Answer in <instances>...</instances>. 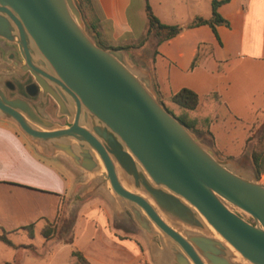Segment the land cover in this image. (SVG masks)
Wrapping results in <instances>:
<instances>
[{"label":"water","instance_id":"water-1","mask_svg":"<svg viewBox=\"0 0 264 264\" xmlns=\"http://www.w3.org/2000/svg\"><path fill=\"white\" fill-rule=\"evenodd\" d=\"M0 38L23 58L0 72H29L64 121L3 87L0 120L83 175L73 197L128 211L154 264H264V181L171 114L127 49L97 45L75 0H0Z\"/></svg>","mask_w":264,"mask_h":264},{"label":"rangeland","instance_id":"rangeland-1","mask_svg":"<svg viewBox=\"0 0 264 264\" xmlns=\"http://www.w3.org/2000/svg\"><path fill=\"white\" fill-rule=\"evenodd\" d=\"M148 2L154 14L162 21L184 26L190 22L193 16L198 14L209 16L211 12L210 0H148ZM126 16L131 27L130 30L127 28L116 29L109 20L105 18L100 20L98 28L104 45L137 44L144 36L147 28L144 0H131ZM219 34L223 36V31H220ZM197 39L212 43L214 37L211 28L208 26L197 29L183 27L177 36L158 45L156 44V38L150 36L143 46L133 47L130 49L131 53L128 52L135 62L151 71L153 83L155 82L158 86L164 106L175 115L179 114L182 108L170 101V94L179 90L183 84L186 86V83L200 82L202 78L198 76L204 77L208 73L210 83L214 86V89H209L207 95L203 94L204 90H199V105L195 109L189 110L188 114L196 119L195 127L203 133L206 117L209 114L214 116L216 113L213 132L217 134V139L220 142H226L232 137H238L237 135L242 132L244 127L248 125L250 127L252 120H248L245 115L240 117L237 116V113H229L224 105L219 106V103L216 102L217 95H224L226 86L225 82H221L222 79H219V77L222 76L225 81L227 79L225 74L228 78L237 76L235 71L227 73V63L220 61L213 64V61L209 60L202 64L205 58V56H202L196 64L199 68L195 73H192L191 69L196 66L191 67L190 64L194 56ZM154 49L157 50L156 53H154ZM214 50L217 58H222L226 54L217 46L214 47ZM233 62L235 61L233 60ZM245 82L249 84L247 75L242 77L243 85ZM226 89L232 93L239 92L238 86L233 88L228 84ZM246 90L249 91V89ZM261 102L262 96L257 94L256 98H251L249 105V108H251V105H254L256 109L258 108L257 118L259 119L257 122L264 120V105ZM200 137L207 142L205 136ZM251 145L252 142L247 143L241 157L238 158L244 160L245 164L250 166L252 164L248 156ZM213 148L218 155L224 157L222 152H218L216 145ZM231 149L233 151L234 147H231ZM63 159L69 164L66 158ZM75 173L78 179L83 178L80 172ZM259 181H263V175H261ZM47 222L55 223L58 231L52 238L45 240L40 231ZM99 225H103V230ZM32 230V237L29 236L27 230L10 233L9 237L14 243L32 244L33 249L22 247L14 249L0 241V264H5L4 261L11 262L16 255L19 257L18 264H74V258L70 253L72 249L76 248L89 253L91 249L96 247L94 245L107 244L110 239L112 240L109 246L111 250L108 251L110 253L116 251L118 255H115V257L104 256V260H108L109 264H154L150 259L147 239L134 223L130 213L125 211L121 216H114L108 203L98 194L84 202H80L74 196L65 203L61 216L57 220H40L33 225ZM71 234L74 236L73 242L66 243L65 240Z\"/></svg>","mask_w":264,"mask_h":264},{"label":"crops","instance_id":"crops-1","mask_svg":"<svg viewBox=\"0 0 264 264\" xmlns=\"http://www.w3.org/2000/svg\"><path fill=\"white\" fill-rule=\"evenodd\" d=\"M97 2L103 13L102 18L109 20L116 29H131L126 16L131 0H97ZM218 11L229 21V26H216L221 43L211 30L214 41L211 43L197 39L194 55L200 43H210L213 48L212 53L203 54L205 58L202 64L209 60L213 61V64L222 61L227 63V73L235 71L237 74L233 78H228L225 74L227 77L225 81L222 76L219 77L226 86L224 95H217L216 102L219 106L224 105L229 113H237L240 117L245 115L248 120L251 119L250 127L249 125L244 127L238 137L220 142L217 134L213 132L216 113L214 116L209 114L206 119L210 118L208 129L213 134L214 146L218 147L219 153L224 154V157L219 156L238 159L247 145L245 140L249 129L259 119L258 108L256 109L254 105L249 108L251 98L261 94V104L264 105V0H230L220 5ZM203 26L208 25L192 28ZM220 31H223V36L219 34ZM214 44L226 53L222 58L215 56ZM194 68L191 69L192 73H195L199 67ZM206 74L204 77L198 76L202 78L200 82L186 83V86L183 84L181 88H190L197 94L199 90H204L203 94L207 95L209 89H214V86L210 83V75ZM244 75H247L249 84L245 82L243 85ZM228 84L233 88L238 86L239 92L228 91L226 89ZM231 147H234L233 151ZM75 172L77 170L62 157H46L39 154L13 124L0 120V228L13 231L24 225L31 223L34 225L40 220H57L65 203L73 198L71 192L74 184L80 180ZM99 226L103 230V225ZM111 243L110 239L107 244L94 245L96 247L89 253L82 252L92 264H109L108 260H104V256L118 255L116 251L115 253L108 251L111 250L109 247Z\"/></svg>","mask_w":264,"mask_h":264},{"label":"trees","instance_id":"trees-1","mask_svg":"<svg viewBox=\"0 0 264 264\" xmlns=\"http://www.w3.org/2000/svg\"><path fill=\"white\" fill-rule=\"evenodd\" d=\"M229 1L230 0H211L210 1L211 12L209 16L195 15L190 20V22L184 26L177 23H166L162 21L159 17H157L154 14L148 0H144V13L147 18V28L144 33V36L138 41L137 44L110 46V45H104V43L100 38V30L98 28L99 27L98 24L100 22V19L102 18L103 13L101 8L99 7L97 0H76L78 7L82 12V16L86 22L87 30L94 38L97 45L103 48H115V49L124 48L127 49L130 53H131L130 51L131 48L143 46L150 36L156 38V44L158 45L163 41H167L175 37L178 33H180L183 27L192 28L200 25H208L211 28L212 32L214 33L215 38L218 40L219 43H221L216 30V26L218 25L229 26V21L227 18L223 17L219 13L218 8L220 5L227 3ZM212 50L213 48L210 43H200L197 46L196 53L191 61V67L196 66L199 59L203 56L205 52L212 53ZM156 52L157 50L154 49V53ZM153 84L157 92L159 101L163 103L157 84L155 82ZM169 99L173 103L177 104L180 108H182V111L176 115L171 113L170 111L169 112L173 114L182 124L187 126L189 129L193 130L199 136H205L206 137L205 140L207 141V143L214 146L213 134L208 129L210 118L208 117L206 119L205 130L203 133H201L200 130H198L195 127L196 119H194L188 114L189 110H193L198 106L199 103L198 94L190 88L182 87L175 93L170 94ZM257 121L249 129V133L245 141L246 143L252 142L248 156L249 161L252 164L256 177L259 179L261 175H263V181H264V120L261 122H257ZM204 134H206L207 136ZM56 226L57 225L55 223L47 222V224L44 227H42L40 233L45 238V240L52 238L53 235L57 233L58 230ZM32 229H33V223L21 226L13 231H6L3 228H0V241L14 249L20 247L33 249L34 246L32 244H15L9 237L10 233H16L19 230H27L29 236L32 237L33 236ZM73 239L74 236L71 234V236L68 239H66L65 242L72 243ZM70 253L74 258V264H92L84 256L81 250L74 248L71 250ZM18 262H19V257L16 255L14 256L11 262H6L5 264H18Z\"/></svg>","mask_w":264,"mask_h":264},{"label":"flooded vegetation","instance_id":"flooded-vegetation-1","mask_svg":"<svg viewBox=\"0 0 264 264\" xmlns=\"http://www.w3.org/2000/svg\"><path fill=\"white\" fill-rule=\"evenodd\" d=\"M0 60L7 64H20L23 62L17 46L0 38ZM0 87H3L8 97L21 96L29 100L37 111L46 117L63 123V118L55 117V103L48 96L41 100V91L35 84L29 72L18 74L12 72H0Z\"/></svg>","mask_w":264,"mask_h":264}]
</instances>
